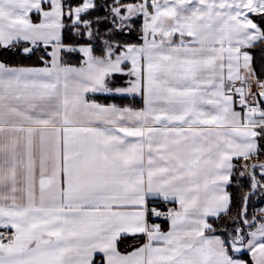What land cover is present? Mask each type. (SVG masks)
I'll return each instance as SVG.
<instances>
[{"label": "snow or ice", "instance_id": "1", "mask_svg": "<svg viewBox=\"0 0 264 264\" xmlns=\"http://www.w3.org/2000/svg\"><path fill=\"white\" fill-rule=\"evenodd\" d=\"M257 48L264 0H0V264H264Z\"/></svg>", "mask_w": 264, "mask_h": 264}, {"label": "trees", "instance_id": "2", "mask_svg": "<svg viewBox=\"0 0 264 264\" xmlns=\"http://www.w3.org/2000/svg\"><path fill=\"white\" fill-rule=\"evenodd\" d=\"M253 56L256 63L257 68L261 67L262 58H264V51H261L259 48L253 50ZM0 60H5L8 63H21V64H30L33 63L36 60V56H33L31 58H26L18 55H11L8 51H5L3 49H0ZM72 62H75L73 60ZM116 103L119 104H131L135 106V103L130 101L127 98L120 99L117 98ZM139 106V103L137 104ZM261 159H264V157H260ZM246 188H238L235 184H233L229 191L233 193V199H234V206L233 210L235 211L236 205L240 202V197L242 196L243 192H245ZM264 205V193L257 191L253 195H251L249 201H248V211L249 214H255L257 215L258 209H260ZM259 216V215H257ZM131 239H124L122 242V247L126 248L127 245L130 243Z\"/></svg>", "mask_w": 264, "mask_h": 264}, {"label": "crops", "instance_id": "3", "mask_svg": "<svg viewBox=\"0 0 264 264\" xmlns=\"http://www.w3.org/2000/svg\"><path fill=\"white\" fill-rule=\"evenodd\" d=\"M126 98L129 99L131 102L133 101V102L135 103V106H137L138 103H139V106L142 105V102H141V100H140L139 97H137L135 100H133L131 97H126ZM261 208H264V205H263ZM261 208H260V209H261ZM257 215H264V213L258 211ZM161 225H162V228H163L164 230H167V226H168L167 223H163V224H161ZM3 230H5V229L0 228V231H3ZM125 239H131V241H130V243L127 245V247H129V246H138V244L142 242V240L137 241V240L134 239L131 235H129V236L126 237ZM122 242H123V241H121L120 247H121V249L123 250L124 248L122 247ZM100 258H101L100 256H96V257H95V259H96L97 261H99Z\"/></svg>", "mask_w": 264, "mask_h": 264}, {"label": "built area", "instance_id": "4", "mask_svg": "<svg viewBox=\"0 0 264 264\" xmlns=\"http://www.w3.org/2000/svg\"><path fill=\"white\" fill-rule=\"evenodd\" d=\"M153 222L163 224V223H166L167 221L164 218H159V219L154 218ZM3 231H5V230H3Z\"/></svg>", "mask_w": 264, "mask_h": 264}]
</instances>
